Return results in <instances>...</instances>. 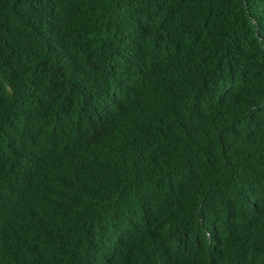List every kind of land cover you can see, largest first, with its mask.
Returning <instances> with one entry per match:
<instances>
[{
    "label": "trees",
    "instance_id": "trees-1",
    "mask_svg": "<svg viewBox=\"0 0 264 264\" xmlns=\"http://www.w3.org/2000/svg\"><path fill=\"white\" fill-rule=\"evenodd\" d=\"M0 264H264V0H0Z\"/></svg>",
    "mask_w": 264,
    "mask_h": 264
}]
</instances>
